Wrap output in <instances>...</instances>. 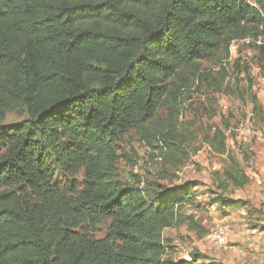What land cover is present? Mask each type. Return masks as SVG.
<instances>
[{"label":"trees","instance_id":"trees-1","mask_svg":"<svg viewBox=\"0 0 264 264\" xmlns=\"http://www.w3.org/2000/svg\"><path fill=\"white\" fill-rule=\"evenodd\" d=\"M259 34L264 0H0V264H194L159 259L164 228L199 224L150 185H119L114 142L156 116L183 67ZM12 103L27 118L1 125ZM212 146L226 152L222 131ZM58 168H83L75 198L51 184ZM240 169L227 175L244 185ZM68 208L111 219L106 240L46 237L47 213Z\"/></svg>","mask_w":264,"mask_h":264},{"label":"rangeland","instance_id":"rangeland-1","mask_svg":"<svg viewBox=\"0 0 264 264\" xmlns=\"http://www.w3.org/2000/svg\"><path fill=\"white\" fill-rule=\"evenodd\" d=\"M242 36L236 48L226 41L211 60L179 70L156 116L114 142L117 158L111 172L119 185H150L161 197L175 199L182 216L199 224L200 229L188 223L164 228L161 261L186 259L189 252L197 258L194 264H264V57L259 47L241 42L252 35ZM26 118L24 109L12 103L1 125ZM216 130L225 136L226 152L212 146ZM232 160L246 184L227 175L233 172ZM84 179L83 168L74 173L58 168L51 184L68 201L82 190ZM28 193L48 207L43 194ZM47 214L46 237L67 228L80 240L103 241L113 223H93L69 208ZM218 224L228 228L225 245L209 237Z\"/></svg>","mask_w":264,"mask_h":264},{"label":"built area","instance_id":"built-area-1","mask_svg":"<svg viewBox=\"0 0 264 264\" xmlns=\"http://www.w3.org/2000/svg\"><path fill=\"white\" fill-rule=\"evenodd\" d=\"M251 4H257V3H251ZM238 39H233L231 41V45L232 48H236ZM245 46L251 47V46H257L259 47V49L264 48V35H258L257 37H253V38H249L246 37L244 39H242L241 41ZM244 61V60H243ZM242 62V61H241ZM248 75H250L249 71H248ZM250 129V127L248 128V130ZM227 234H228V228L226 225L224 224H218L214 227H212L210 233H209V237L216 243L219 245H225L226 244V239H227ZM185 260L187 261H192V256L191 254L188 252L186 253L185 256Z\"/></svg>","mask_w":264,"mask_h":264},{"label":"crops","instance_id":"crops-1","mask_svg":"<svg viewBox=\"0 0 264 264\" xmlns=\"http://www.w3.org/2000/svg\"><path fill=\"white\" fill-rule=\"evenodd\" d=\"M253 236V235H252Z\"/></svg>","mask_w":264,"mask_h":264}]
</instances>
